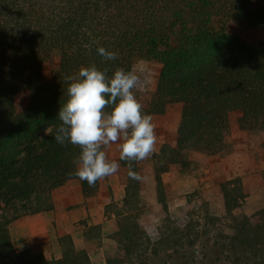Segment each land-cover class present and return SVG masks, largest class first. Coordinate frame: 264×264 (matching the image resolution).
Segmentation results:
<instances>
[{
  "label": "trees",
  "instance_id": "16d2710c",
  "mask_svg": "<svg viewBox=\"0 0 264 264\" xmlns=\"http://www.w3.org/2000/svg\"><path fill=\"white\" fill-rule=\"evenodd\" d=\"M98 47L117 59L104 60ZM137 58L161 64L152 95L134 90L143 111L153 119L180 104V119L175 145L151 155L159 239L139 222L141 180L128 176L129 164L141 174L144 160H119L125 194L114 205L116 247L104 252L106 264H264V207L233 214L247 196L241 178L221 184L233 232L215 238L195 235L192 221L174 222L163 179L174 166L189 165L187 149L231 153L233 111H241V129L264 132V0H0V264H92L70 234L58 238L60 258L17 250L10 223L54 209L53 190L71 180L85 197L97 195L101 180L89 186L73 174L79 146L54 140L67 77L93 65L108 76L132 72ZM84 236L100 247L101 225H87Z\"/></svg>",
  "mask_w": 264,
  "mask_h": 264
},
{
  "label": "rangeland",
  "instance_id": "374dc122",
  "mask_svg": "<svg viewBox=\"0 0 264 264\" xmlns=\"http://www.w3.org/2000/svg\"><path fill=\"white\" fill-rule=\"evenodd\" d=\"M160 70L159 62L137 58L132 67V72L138 77V84L134 90L143 96L152 95L156 90ZM180 110V104H173L164 114L153 117L152 123L157 137L154 152L159 151L164 144L175 145ZM240 116L239 110L233 111L230 115V137L233 143L231 153L221 156L190 148L186 151L189 160L187 167L177 165L163 174L172 219L180 226L192 221L194 234L199 232L201 238H206L208 234L215 238L221 231L233 232L231 221L226 216L221 188L225 181L241 178L247 193L244 201L233 211L235 217L241 218L264 207V132L250 133L241 129L238 123ZM104 151L109 160H116L119 163L118 144H110ZM151 155L144 159L140 174L145 211L140 215L139 222L152 240L156 241L160 237L161 207L157 198ZM74 183L77 184V181ZM123 185L124 177L120 167L116 174L101 180L100 190L96 195L97 206L93 208L91 218L102 227V244L105 249L111 250L116 247V243L108 235L118 227L114 205H122ZM207 214L218 217L219 221L216 224L208 222ZM79 224L85 225L87 220L82 219Z\"/></svg>",
  "mask_w": 264,
  "mask_h": 264
},
{
  "label": "clouds",
  "instance_id": "9594fccd",
  "mask_svg": "<svg viewBox=\"0 0 264 264\" xmlns=\"http://www.w3.org/2000/svg\"><path fill=\"white\" fill-rule=\"evenodd\" d=\"M97 52L106 61L117 59L115 51L104 47H98ZM67 80L68 99L58 112L62 123L54 140L60 145L79 146L73 173L77 178L94 186L119 171L120 164L109 160L104 151L110 144H118L120 161H142L154 152L155 126L135 96L136 74L117 69L108 76L93 65L81 67ZM128 176L136 181L142 179L131 164Z\"/></svg>",
  "mask_w": 264,
  "mask_h": 264
},
{
  "label": "crops",
  "instance_id": "0c3cea01",
  "mask_svg": "<svg viewBox=\"0 0 264 264\" xmlns=\"http://www.w3.org/2000/svg\"><path fill=\"white\" fill-rule=\"evenodd\" d=\"M76 181L77 184L74 183ZM122 191L125 194V183ZM52 199L54 209L22 216L10 223L15 248L22 250L38 248L45 254L47 259L60 258L62 250L58 238L70 234L77 249L88 251L92 264H106L104 252L110 249H105L102 244L103 232L101 246L95 249L92 248V244L84 236L87 225H91L93 222L97 224L91 218L93 208L97 206L96 195L85 197L79 180H71L65 185L54 189ZM82 219H86L87 224H79ZM115 231L114 229L113 232ZM110 234L108 235L109 238Z\"/></svg>",
  "mask_w": 264,
  "mask_h": 264
}]
</instances>
